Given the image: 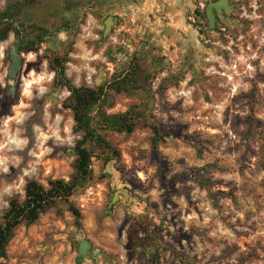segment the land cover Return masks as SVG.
I'll return each mask as SVG.
<instances>
[{"label":"rangeland","instance_id":"374dc122","mask_svg":"<svg viewBox=\"0 0 264 264\" xmlns=\"http://www.w3.org/2000/svg\"><path fill=\"white\" fill-rule=\"evenodd\" d=\"M12 1L0 0V10ZM133 1L30 0L22 20L48 29L43 42L18 52L13 31L0 42V215L11 197L24 198L27 180L47 186L73 171L79 136L49 56L67 54L72 83L95 87L135 55L130 65L150 74L144 86L151 91L112 92L104 109L141 104L163 135L154 149L143 125L131 134L108 132L120 159H92L95 179L72 196L81 225L61 203L19 226L0 264H230L241 255L264 264V0H234V14L198 46L173 36L140 46L135 31L144 14L132 21L126 14ZM109 16L118 23L103 39ZM34 34L22 31L24 39ZM11 49L22 58L15 83ZM209 163V190L174 177ZM123 186L136 200L110 208ZM79 239L90 243L87 258L78 259Z\"/></svg>","mask_w":264,"mask_h":264},{"label":"trees","instance_id":"16d2710c","mask_svg":"<svg viewBox=\"0 0 264 264\" xmlns=\"http://www.w3.org/2000/svg\"><path fill=\"white\" fill-rule=\"evenodd\" d=\"M29 1L14 0L0 10V42L6 40L13 31L18 52L37 49L48 31L45 26L35 22L25 24L22 20ZM25 30H31L35 34L24 39L22 31ZM47 61L54 73V86L69 91L63 106L71 111L73 131L79 136L72 148L73 171L67 180L49 179L47 186L36 179H29L24 186V198L13 196L9 199L8 208L0 215V258L7 256L9 243L19 226L34 224L42 214L59 208L61 203L67 204V209L75 218V224L78 227L81 225L82 214L74 204L72 196L78 189L88 186L95 179L92 159L94 157L104 161L120 159V152L106 136L108 132L131 134L139 125H143L152 133L150 140L154 149L163 139L159 125L147 107L132 104L125 111L115 113L104 109V105L112 104V92L131 94L139 89L147 93L151 91L144 86L150 74H147L139 64L133 62L127 70L113 74L110 80L90 87L76 86L67 76L66 63L69 61L67 54L49 56ZM195 147L200 155L201 148ZM213 166L214 164L209 163L199 168H188L174 177L178 180L190 178L209 190L211 182L205 175ZM159 175L164 178L166 171L160 170ZM247 259V256L241 255L237 262L230 264H248Z\"/></svg>","mask_w":264,"mask_h":264},{"label":"flooded vegetation","instance_id":"af4514ba","mask_svg":"<svg viewBox=\"0 0 264 264\" xmlns=\"http://www.w3.org/2000/svg\"><path fill=\"white\" fill-rule=\"evenodd\" d=\"M134 1L137 2L136 8L140 10L139 14H144L141 15L142 25L147 26V30L144 34L143 32L140 33L137 30L135 31L139 37L136 42H138L140 46L149 45L151 42H160V39L157 37L158 32H160L164 38H172V36L174 37V31L179 34L181 39H189L191 44L198 46L197 44H201L200 40L204 42L208 40L209 38L205 39V37L215 32L220 22L223 19H227L230 15H233L237 10L234 0H227L229 11H227L224 6L221 7L219 13L214 9V26L211 28L207 7L210 2L218 0H176V2L173 0H153V10L151 13L149 12L150 5L152 4L150 0ZM134 1L130 2V4H134ZM130 12L131 11L128 10L126 14ZM180 12L181 16L183 15V20L182 18H177ZM130 16L132 21L134 15L130 14ZM116 23L118 22H115L113 26H115ZM180 24H182L184 28L182 26L180 27ZM183 29H185V31ZM189 48L194 49L191 46ZM134 56L135 55H133V57ZM133 57L130 61L133 60ZM130 61L128 62L129 66ZM127 68L128 66L124 70H127Z\"/></svg>","mask_w":264,"mask_h":264},{"label":"water","instance_id":"95a60500","mask_svg":"<svg viewBox=\"0 0 264 264\" xmlns=\"http://www.w3.org/2000/svg\"><path fill=\"white\" fill-rule=\"evenodd\" d=\"M227 0H218L212 1L209 3L207 7L208 18L210 19V27L214 26V9L219 13L221 11V7H226V10L229 11ZM117 20H120L118 17H115ZM114 16H109L104 21V31H103V39L106 38L108 33L111 31L112 25L114 24ZM11 64L8 69V78L12 83H15L18 77L19 69L22 65V58L20 54L15 50L11 49L9 53ZM123 199L126 203H129L131 200H136V198L131 194L130 188L128 186H123L119 189L113 191L112 199L110 202V208L114 207L117 202ZM89 248L90 243L88 240H78V259L87 258L89 256Z\"/></svg>","mask_w":264,"mask_h":264},{"label":"crops","instance_id":"0c3cea01","mask_svg":"<svg viewBox=\"0 0 264 264\" xmlns=\"http://www.w3.org/2000/svg\"><path fill=\"white\" fill-rule=\"evenodd\" d=\"M174 2H176V0H173ZM150 2H152V4L150 5V8H149V12L151 13V11L153 10V0H150ZM136 8V6H129V9H131V14H136L138 11H140V10H134L133 11V9H135ZM177 18L179 19V18H182V20H183V15L181 16V12H180V14H179V16H177ZM183 27V25L182 24H180V27ZM184 28V27H183ZM138 29V32H140V30H143L142 32H143V34L146 32V30H147V26H139V28H137ZM150 29V28H149ZM176 30V29H175ZM184 31H185V29H183ZM186 33H187V30H186ZM188 34V33H187ZM157 37L160 39V41H163V40H168L167 38H164V37H162V35L160 34V32H158L157 33ZM174 37H175V39H173V40H175V41H181V37L179 36V34L178 33H176L175 31H174Z\"/></svg>","mask_w":264,"mask_h":264}]
</instances>
